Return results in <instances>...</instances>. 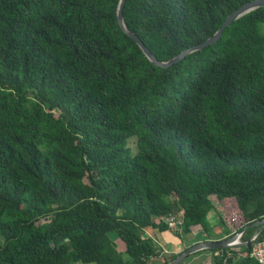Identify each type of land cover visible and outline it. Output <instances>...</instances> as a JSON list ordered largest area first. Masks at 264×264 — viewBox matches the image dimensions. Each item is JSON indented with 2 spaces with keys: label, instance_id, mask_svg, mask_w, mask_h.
Returning <instances> with one entry per match:
<instances>
[{
  "label": "trees",
  "instance_id": "obj_1",
  "mask_svg": "<svg viewBox=\"0 0 264 264\" xmlns=\"http://www.w3.org/2000/svg\"><path fill=\"white\" fill-rule=\"evenodd\" d=\"M246 1L124 0L122 17L167 60ZM116 4L0 0V264H165L146 228L264 217V6L159 67ZM257 227L193 253L259 264L264 228L241 244Z\"/></svg>",
  "mask_w": 264,
  "mask_h": 264
},
{
  "label": "water",
  "instance_id": "obj_2",
  "mask_svg": "<svg viewBox=\"0 0 264 264\" xmlns=\"http://www.w3.org/2000/svg\"><path fill=\"white\" fill-rule=\"evenodd\" d=\"M124 0H117L116 4V9H115V17H116V22L122 32L127 34L139 47L143 55L147 58V60L159 67H167L171 65L174 62H177L179 59H181L184 55L195 51L199 50L206 45H209L216 41L218 37L220 36L221 31L225 26H227L230 22L233 20L237 19L238 17L244 15L245 13H248L249 11L256 9L258 7L264 6V0H248L235 9H233L229 14L226 15V17L223 19L221 24L217 27V29L214 31L212 35L209 37L205 38L203 41L196 43L190 47L184 48L181 51H179L177 54L173 55L167 60H158L155 55L149 51V49L143 44V42L139 39V37L128 30L124 24L123 17H122V5H123ZM250 225H258L257 229L253 232V234L249 237V239L246 242H242V245H246V243L250 240H252L260 231L261 229L264 228V217L260 220L254 221L249 223L246 226ZM244 226L242 229H240L237 232H232L228 236L221 238V239H216V240H205V241H200L193 243L181 251L177 252L175 256L168 260L165 264H178L180 261H182L188 254H191L195 251L201 250V249H208V248H224L227 246H232L236 245L239 243V241H235L237 237L241 234L242 230L246 227Z\"/></svg>",
  "mask_w": 264,
  "mask_h": 264
},
{
  "label": "crops",
  "instance_id": "obj_3",
  "mask_svg": "<svg viewBox=\"0 0 264 264\" xmlns=\"http://www.w3.org/2000/svg\"><path fill=\"white\" fill-rule=\"evenodd\" d=\"M215 206H216L215 212H213V214L210 212L209 217L212 219V220L210 219V222H212L211 224L213 226H218L217 222H216L217 221L216 216L219 214H222V210L220 207L218 209L217 205H215ZM225 225L226 226L222 228L223 230H219V229L217 230L218 231L217 236L215 238H213L214 240L221 239V238L228 236V235H224L223 231L225 228H230V227L228 226L227 222L225 223ZM193 227L194 226H191L190 230ZM147 230L148 229H145L144 236H148L150 238L153 237L155 239V241L159 240L161 245L158 247L162 248V250L165 252L177 253V252L181 251L182 249H184L185 247H187L193 243L198 242V241H193L192 239H189L186 242H184L182 239H179L178 237H176L172 231H169L170 235H166L163 237L162 233L164 231H168V230H164V231H160V232L158 230H156L155 228H150V232ZM168 236H171L172 239L169 240ZM156 237H158V238H156ZM200 252H206V251H199V252L192 253V254L194 256H198L197 253H200ZM215 253L216 252H214L213 254H215ZM211 256H212V254L210 252H207V254H205L204 258L202 259V264H210ZM190 258H191V256L188 259H190ZM192 258H196V257H192ZM188 259H184L183 260L184 262L182 264H192Z\"/></svg>",
  "mask_w": 264,
  "mask_h": 264
},
{
  "label": "rangeland",
  "instance_id": "obj_4",
  "mask_svg": "<svg viewBox=\"0 0 264 264\" xmlns=\"http://www.w3.org/2000/svg\"><path fill=\"white\" fill-rule=\"evenodd\" d=\"M219 209V206H218ZM210 217L209 214L207 217L204 218V220L202 221L201 225H196L193 228H191V230L188 233H180V237H178L179 239H182L184 242H186L189 239H192L193 241H205V240H214L213 238H215L217 236V230H223L222 226H213L210 222ZM212 220V219H211ZM171 228L173 230L176 229V225H172ZM148 229L147 231L150 232V228H146ZM166 235H170L169 231H164L162 233V236H166ZM177 237V236H176ZM158 238V237H156ZM152 241L157 245L160 246V241L157 240L155 241V239L153 237H151ZM168 239H172L171 236H168ZM208 251L206 252H200L197 253L198 256H194L193 254H189L188 256H186L184 259H188L190 256L191 258L188 259L192 264H202V259L204 258L205 254H207ZM192 257H196V258H192ZM183 259V260H184ZM181 261L180 264H182L184 261Z\"/></svg>",
  "mask_w": 264,
  "mask_h": 264
},
{
  "label": "built area",
  "instance_id": "obj_5",
  "mask_svg": "<svg viewBox=\"0 0 264 264\" xmlns=\"http://www.w3.org/2000/svg\"><path fill=\"white\" fill-rule=\"evenodd\" d=\"M179 221L175 220L172 217L167 219L168 225L171 227L172 225H176ZM240 236V235H239ZM239 236L235 241H239ZM255 238V237H254ZM253 238V239H254ZM252 239V240H253ZM249 255L259 264H264V239L257 240L253 242Z\"/></svg>",
  "mask_w": 264,
  "mask_h": 264
}]
</instances>
